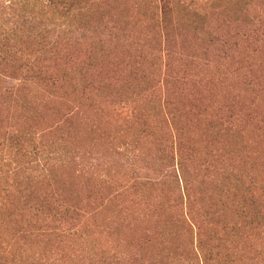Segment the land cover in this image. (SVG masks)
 <instances>
[{
    "label": "rangeland",
    "instance_id": "rangeland-1",
    "mask_svg": "<svg viewBox=\"0 0 264 264\" xmlns=\"http://www.w3.org/2000/svg\"><path fill=\"white\" fill-rule=\"evenodd\" d=\"M0 264H264V0H0Z\"/></svg>",
    "mask_w": 264,
    "mask_h": 264
},
{
    "label": "trees",
    "instance_id": "trees-1",
    "mask_svg": "<svg viewBox=\"0 0 264 264\" xmlns=\"http://www.w3.org/2000/svg\"><path fill=\"white\" fill-rule=\"evenodd\" d=\"M196 17H197L198 23L203 22L204 16L197 15ZM39 42H41V40ZM38 46H39V43H38ZM24 60L26 62L24 71L26 74L30 75L29 77L32 78V80L36 81V79L37 80L41 79V77L46 75V72L43 71L41 67L36 66V62L38 60L37 58L33 57L31 54H27L25 55Z\"/></svg>",
    "mask_w": 264,
    "mask_h": 264
}]
</instances>
